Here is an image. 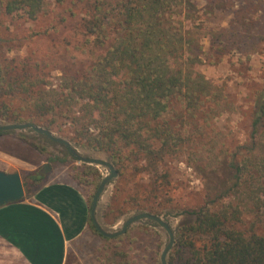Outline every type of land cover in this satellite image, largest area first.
<instances>
[{"label":"trees","instance_id":"16d2710c","mask_svg":"<svg viewBox=\"0 0 264 264\" xmlns=\"http://www.w3.org/2000/svg\"><path fill=\"white\" fill-rule=\"evenodd\" d=\"M7 14L24 12L36 20L50 0H0ZM228 0H207L222 9ZM76 16L84 13V30L107 52L82 73H63L56 85L37 80L27 70L25 81L7 88L3 71L1 95L20 94L26 106L4 105L0 118L36 122L49 129L70 128L78 145L104 151L121 178L143 172L148 176L131 196L138 209L159 213L149 201L169 192L166 159H180L187 149L186 126L201 122L203 147L190 156V165L205 184L204 204L185 209L187 220L177 234L170 264H264V87L251 110L250 132L244 143L222 142L210 135L211 121L227 111L222 91L199 70L203 64L202 29L196 21V0H55ZM245 5L228 29L211 31L214 50L221 54L252 53L264 41V23L248 18ZM225 5V6H224ZM181 105L177 111L175 105ZM199 121V122H198ZM204 129V130H203ZM200 130V131H199ZM212 132L213 129H210ZM38 151H45L26 135L0 131ZM201 153V155L199 154ZM73 177L91 209L101 181L97 168L74 166ZM39 171L23 175L27 196L46 180ZM90 229L105 242L101 264H132L120 245L132 230L105 238L90 218Z\"/></svg>","mask_w":264,"mask_h":264},{"label":"rangeland","instance_id":"374dc122","mask_svg":"<svg viewBox=\"0 0 264 264\" xmlns=\"http://www.w3.org/2000/svg\"><path fill=\"white\" fill-rule=\"evenodd\" d=\"M245 1L248 2L245 7L248 18L260 28L263 27L261 23H264V0H228L227 5H224L225 8L214 9L213 12L207 0H196L198 13L195 16V22L202 29L204 36L201 42L203 64L199 70L208 78L213 87L222 91L226 102L229 103L227 111L215 120L213 119L211 127L205 132H209L207 139L210 135L214 137L217 135L222 142L227 144L232 141L244 143L249 135L255 95L264 87V41L260 43L256 52L244 54L234 51L221 54L214 50L210 32L230 28L237 11L245 5ZM84 16V13L77 12L74 17L69 12L67 3L60 6L55 3V0H50L45 12L36 20H31L24 12L7 14L0 1V85L3 82L4 70L8 73L6 75L8 90L16 79L26 80L27 70L37 80L53 85L60 82L63 73L87 71L92 64L105 55L107 46L100 47L92 43L84 30V21H82ZM25 100L20 94H0V112L4 109V105L18 110L26 106ZM175 108L181 111L179 103L175 105ZM26 123L49 130L56 138L69 142L82 157L113 163L104 151L94 150L74 142L68 126H64L62 130L49 129L33 121L15 122L0 118V125ZM199 123L196 126L193 124L186 126L183 131L188 144L180 159H166L163 169L169 175V192H166V195L157 202L149 201L155 207L159 205L158 202L160 203L159 213L135 208L137 202L131 199V196L138 192L140 185L147 181L146 174L140 172L131 176L135 172L130 171L125 176L126 178L120 179L118 173V177L103 194L97 211V219L107 231H119L126 219L146 212L168 222L176 233L177 241L179 228L187 220L183 210L196 209L204 204V181L189 164L190 156L201 150L204 143L199 137L201 132L198 133V126L201 129L204 125ZM210 129L213 131L211 132ZM13 134L14 136L26 135L32 142L44 147L45 151H38L15 137H0V157L10 159L12 162H16L15 157L24 161L20 165L24 168L22 169L23 175L28 170L40 172L46 164H50L52 169L46 175L44 183H70L82 193L88 204L85 192L78 187L73 177L74 166L85 165V163L73 158L63 144L51 141L39 133L24 131L13 132ZM93 167L100 172L101 181L110 173L104 167ZM115 169L117 170L116 167ZM130 230L133 232L132 238L124 241L120 249L128 251L132 264H161V255L170 240L169 233L159 224L148 220L134 224L128 231ZM94 236V242H91L88 248V252L89 250L92 252L89 261L91 264H101L99 256H105V253L107 256L108 251L105 249L104 240L96 234ZM176 241L168 258L169 264Z\"/></svg>","mask_w":264,"mask_h":264},{"label":"crops","instance_id":"0c3cea01","mask_svg":"<svg viewBox=\"0 0 264 264\" xmlns=\"http://www.w3.org/2000/svg\"><path fill=\"white\" fill-rule=\"evenodd\" d=\"M15 160L0 157V171L23 177L24 161ZM90 210L82 193L64 182L44 183L24 200L0 207V264H91Z\"/></svg>","mask_w":264,"mask_h":264},{"label":"water","instance_id":"95a60500","mask_svg":"<svg viewBox=\"0 0 264 264\" xmlns=\"http://www.w3.org/2000/svg\"><path fill=\"white\" fill-rule=\"evenodd\" d=\"M0 131L15 132V133L24 132V131H34L48 138L51 141L61 143L64 146H66L68 153L79 162L96 167H104L108 169L110 173L102 179L100 185L98 186L90 210L91 219L96 230L103 237L112 239L125 235L134 224L142 220H148L157 223L169 233V238H170L169 243L167 244L166 248L164 249L161 255V264H169L168 258L171 249L176 241V233L173 231L170 224L164 221L161 217L146 212L138 213L126 219L122 225V228L119 231H115V232L107 231L103 227V225H101L100 222L98 221L97 211L100 206V202L103 197V194L105 193L107 187L110 184H112V182L118 177V172L115 169L113 163L99 159L82 157L79 154V152L76 150V148H74L69 142L60 138H56L49 130L38 127L31 123L0 125ZM51 169L52 168L50 164H46L39 172V176L41 177L46 176L51 171ZM25 198H26V192L20 172L15 171V172L7 173L4 171H0V207L10 203L20 202Z\"/></svg>","mask_w":264,"mask_h":264}]
</instances>
